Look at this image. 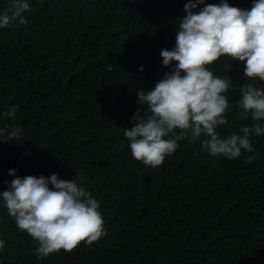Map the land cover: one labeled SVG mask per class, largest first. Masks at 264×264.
<instances>
[{
    "label": "trees",
    "instance_id": "obj_1",
    "mask_svg": "<svg viewBox=\"0 0 264 264\" xmlns=\"http://www.w3.org/2000/svg\"><path fill=\"white\" fill-rule=\"evenodd\" d=\"M28 2L26 24L0 28V128L22 129L20 140L0 141V192L15 179L10 169L21 178L82 175L107 234L38 258V242L0 198V264H264V135L251 136L254 151L231 160L211 157L207 136L181 140L156 168L133 158L124 135L137 109L147 110L138 91L171 71L160 53L175 46L189 0ZM10 3L0 0V14ZM220 3L205 0L193 11ZM244 66L224 56L210 66L232 81L221 138L256 123L240 115V88L264 82L249 81ZM12 106L16 118H3Z\"/></svg>",
    "mask_w": 264,
    "mask_h": 264
},
{
    "label": "clouds",
    "instance_id": "obj_2",
    "mask_svg": "<svg viewBox=\"0 0 264 264\" xmlns=\"http://www.w3.org/2000/svg\"><path fill=\"white\" fill-rule=\"evenodd\" d=\"M204 4L205 0L185 4L186 15L179 22L175 46L160 53L163 66H171V71L165 72L152 90L138 91L137 103L147 105V110L141 115L137 109L131 118L134 126L124 129L133 158L147 167L160 166L181 140L207 136L203 149L213 158L231 160L240 157L242 150L254 151L251 136L264 135V87L249 82L241 86L237 106L243 118L250 115L256 123L226 138L219 136L217 126L228 123L227 93L232 81L229 75H214L210 70L224 56L244 62L249 81L264 82V0H253L251 10L221 0L218 5L207 4L193 11ZM30 11L28 0H11L0 14V28L26 24L24 13ZM226 68L230 70V65ZM3 118L14 120L16 107L4 112ZM21 133L20 127L9 132L5 125L0 128V141L20 140ZM16 171L9 170L15 179L9 190L0 192V198L17 228L38 242V258L60 250L71 252L85 241V246H90L107 234L100 202L85 189L82 175L72 180L60 179L58 174L21 178ZM4 244L0 240V249Z\"/></svg>",
    "mask_w": 264,
    "mask_h": 264
}]
</instances>
